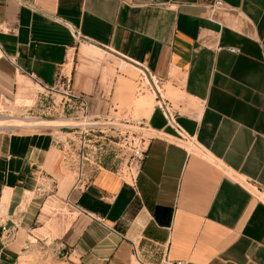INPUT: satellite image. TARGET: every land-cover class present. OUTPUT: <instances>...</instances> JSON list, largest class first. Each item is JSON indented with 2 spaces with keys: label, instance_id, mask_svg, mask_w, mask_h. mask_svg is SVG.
<instances>
[{
  "label": "crops",
  "instance_id": "1",
  "mask_svg": "<svg viewBox=\"0 0 264 264\" xmlns=\"http://www.w3.org/2000/svg\"><path fill=\"white\" fill-rule=\"evenodd\" d=\"M212 1L0 0L4 85L14 71L38 85L64 80L87 96L91 117L117 114L96 48L160 78L193 139L177 144L153 108L145 119L156 134L129 180L103 168L69 186L80 222L62 240L83 264H264V0H221L210 19ZM51 153L50 138L0 136L2 221H14L33 165Z\"/></svg>",
  "mask_w": 264,
  "mask_h": 264
},
{
  "label": "rangeland",
  "instance_id": "2",
  "mask_svg": "<svg viewBox=\"0 0 264 264\" xmlns=\"http://www.w3.org/2000/svg\"><path fill=\"white\" fill-rule=\"evenodd\" d=\"M93 54L108 78H115L111 88L117 96L114 104L118 113L92 117L89 124L79 122L77 103L68 101L55 90L45 89L26 76H17L15 71L14 85H4L0 81V120L17 118L28 126L41 120H68L80 124L39 128L0 126V136L47 137L52 142L48 164L37 161V165H33L34 175L25 183L27 190L12 217L14 221H2L6 217L8 200L5 203L0 200V264H83L77 250L76 253L68 252L69 248L76 247L62 240L64 231L75 223L79 226L80 222L66 191L69 186L73 189L76 183V189H80L97 168L117 171L129 180L132 149L143 139L147 143L156 134L145 119L153 108L158 109L155 94L148 88L139 68L96 48ZM96 120L99 123H93ZM169 135L177 144L192 148L189 142ZM83 137L87 144L84 150L79 149ZM82 153L87 158L83 164L80 163ZM80 167H83L85 178L78 182ZM131 172L135 173L134 166ZM21 216L23 219L19 222Z\"/></svg>",
  "mask_w": 264,
  "mask_h": 264
},
{
  "label": "built area",
  "instance_id": "3",
  "mask_svg": "<svg viewBox=\"0 0 264 264\" xmlns=\"http://www.w3.org/2000/svg\"><path fill=\"white\" fill-rule=\"evenodd\" d=\"M224 4L221 0H213L210 5L208 6L209 8V18L212 19L213 16V12L216 8L219 7H223ZM228 50L230 52L233 53H238L240 50L236 47H228ZM137 68H139L140 74L143 76L144 81L147 82L148 84V88L155 94L154 99H155V103L157 108L162 112V114L165 116V118L167 119V123L170 126V128L173 130V133L176 135V140H180L183 142H189L190 144L193 143V139L192 137L188 136L183 129L174 121V113L172 111L171 105L168 104V100L166 98L163 97V95L161 94V79L156 77L155 75H153L147 67H145L142 64H139L137 62H132ZM28 76L32 77L33 79L34 76L31 73H27ZM39 86L44 87L45 89H52L55 90L57 92H59L60 94H62V96H64L68 101L69 100H74L77 103V116L79 118H81V120L84 121H89L91 117L90 112H89V101L88 98L85 94L82 93H77L74 90H72V88L69 87V85L67 84L66 81H58L57 84H55L54 86H46V85H42L40 84ZM2 101V95L0 94V103ZM93 123H99L98 120L93 121ZM89 124V123H87ZM83 125V124H82ZM100 125V124H98ZM86 140L83 137L82 141H81V146H79V149L84 150L85 146H86ZM147 146H148V142L146 143V140L143 139L142 143L140 145L135 146L132 149V161L131 167L129 166V173L130 176H133V173L131 172V168L132 166L135 167V169L140 165L141 161L144 159L145 154H146V150H147ZM87 158L84 156V154L82 153L81 158H80V163H84V160H86ZM98 169V168H97ZM96 169V170H97ZM94 170V171H96ZM79 173L78 176L81 179H78V182H80L82 179H84L85 177L83 176V167H80V169H78ZM93 171V172H94ZM92 172V173H93ZM92 174H90L87 178L86 181L83 182L82 186H85L86 183L88 182L89 178L91 177ZM77 187V183L73 186V189H76ZM76 208L82 212L85 213L87 215H89L84 209L77 207ZM90 216V215H89ZM69 253H76V249L75 248H69L68 249ZM156 264H184V262L182 260H171L169 259L167 256L164 257L160 262L156 263Z\"/></svg>",
  "mask_w": 264,
  "mask_h": 264
},
{
  "label": "bare ground",
  "instance_id": "4",
  "mask_svg": "<svg viewBox=\"0 0 264 264\" xmlns=\"http://www.w3.org/2000/svg\"><path fill=\"white\" fill-rule=\"evenodd\" d=\"M79 122L88 123V122H86L84 120H80ZM84 123H82V124H84ZM55 125H60V126L64 127V125H80V124H76V123H73V122L68 121V120L67 121L66 120H58V121H46V120L43 121V120H41L40 122H37L35 124H31V125L28 126V125H24L23 121H21V120H19L17 118L0 120V126L14 127V128L15 127H17V128H19V127L39 128V127H43V126H55ZM8 199H9V190H7L6 192L3 193V196H2V199H1L2 203H5Z\"/></svg>",
  "mask_w": 264,
  "mask_h": 264
}]
</instances>
